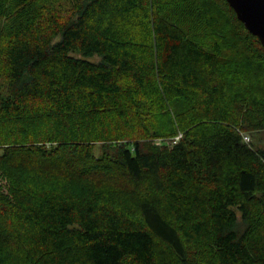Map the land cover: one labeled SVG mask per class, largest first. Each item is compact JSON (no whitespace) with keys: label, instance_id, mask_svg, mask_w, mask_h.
<instances>
[{"label":"trees","instance_id":"obj_1","mask_svg":"<svg viewBox=\"0 0 264 264\" xmlns=\"http://www.w3.org/2000/svg\"><path fill=\"white\" fill-rule=\"evenodd\" d=\"M0 264H264V47L226 0H0Z\"/></svg>","mask_w":264,"mask_h":264},{"label":"water","instance_id":"obj_2","mask_svg":"<svg viewBox=\"0 0 264 264\" xmlns=\"http://www.w3.org/2000/svg\"><path fill=\"white\" fill-rule=\"evenodd\" d=\"M245 28L264 47V0H226Z\"/></svg>","mask_w":264,"mask_h":264},{"label":"built area","instance_id":"obj_3","mask_svg":"<svg viewBox=\"0 0 264 264\" xmlns=\"http://www.w3.org/2000/svg\"><path fill=\"white\" fill-rule=\"evenodd\" d=\"M243 138H244V140L249 141V136L244 135Z\"/></svg>","mask_w":264,"mask_h":264},{"label":"rangeland","instance_id":"obj_4","mask_svg":"<svg viewBox=\"0 0 264 264\" xmlns=\"http://www.w3.org/2000/svg\"><path fill=\"white\" fill-rule=\"evenodd\" d=\"M248 136V135H247ZM246 141V140H245Z\"/></svg>","mask_w":264,"mask_h":264}]
</instances>
